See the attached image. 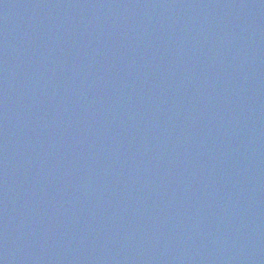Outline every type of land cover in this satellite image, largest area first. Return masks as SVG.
<instances>
[{"label":"water","instance_id":"1","mask_svg":"<svg viewBox=\"0 0 264 264\" xmlns=\"http://www.w3.org/2000/svg\"><path fill=\"white\" fill-rule=\"evenodd\" d=\"M0 264H264V0H0Z\"/></svg>","mask_w":264,"mask_h":264}]
</instances>
